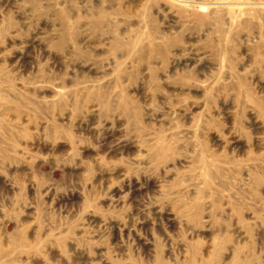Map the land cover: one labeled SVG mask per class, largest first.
I'll return each mask as SVG.
<instances>
[{
	"label": "rangeland",
	"instance_id": "rangeland-1",
	"mask_svg": "<svg viewBox=\"0 0 264 264\" xmlns=\"http://www.w3.org/2000/svg\"><path fill=\"white\" fill-rule=\"evenodd\" d=\"M0 264H264V0H0Z\"/></svg>",
	"mask_w": 264,
	"mask_h": 264
}]
</instances>
